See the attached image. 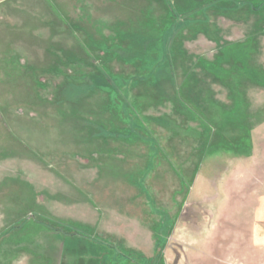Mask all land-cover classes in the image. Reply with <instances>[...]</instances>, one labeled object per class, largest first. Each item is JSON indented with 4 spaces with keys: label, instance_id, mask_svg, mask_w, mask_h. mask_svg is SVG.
Instances as JSON below:
<instances>
[{
    "label": "rangeland",
    "instance_id": "374dc122",
    "mask_svg": "<svg viewBox=\"0 0 264 264\" xmlns=\"http://www.w3.org/2000/svg\"><path fill=\"white\" fill-rule=\"evenodd\" d=\"M0 1V264H264V0H167L163 30L126 14L75 60L42 0ZM154 207L121 254L112 221Z\"/></svg>",
    "mask_w": 264,
    "mask_h": 264
},
{
    "label": "crops",
    "instance_id": "0c3cea01",
    "mask_svg": "<svg viewBox=\"0 0 264 264\" xmlns=\"http://www.w3.org/2000/svg\"><path fill=\"white\" fill-rule=\"evenodd\" d=\"M42 1L43 4H40V6H37L36 9L35 8L34 9L37 10V13L42 16V18L39 19H41L44 22V24L53 25V27H50L47 30L48 38L50 37L52 40V46L58 48L57 49L58 52H63L65 56L68 54L69 56H71L70 59L73 60H75L77 57V55L75 54L77 47H81L84 45L82 43V40L80 39L82 37L79 36L78 38L76 32H81V33L84 32L85 35L87 34L89 38L90 36L92 37L94 34H96V32L99 31V34H96L99 36L102 35L100 33L104 31L109 32L120 29V27H118L117 25L118 21L121 20L120 18H122L126 14L133 15L131 21L135 24L137 23L140 24L139 21L142 20V17L144 19V16L147 13L153 15L155 20L154 26L156 28H154L153 30L148 29L150 32L156 30H163L161 26L158 29V26L160 25L158 21L159 20L158 16L163 15V19L162 18L161 19L163 20L162 23L164 25L167 24L165 18H168L167 15L168 13L165 10L166 5L168 3L167 0H42ZM39 10H41L42 12L41 11H40L41 13L38 12ZM3 12H6L5 14H7L8 13L7 8ZM20 19L23 20L22 17ZM111 21L116 22V24L110 26L113 29H110L106 26L102 28V24ZM19 25L21 28V29L19 28L20 31L26 28L25 22L22 24L21 21ZM143 39L145 40L146 38L143 37ZM143 39H141V37L138 39L140 41L139 43L140 45H141V40ZM156 39H157L156 36H148V39L146 40L155 41ZM6 40L7 41L2 46H0L1 49H4V52H7V47L9 45V40L8 39ZM18 41H23V40H18ZM24 43L25 42L22 43V46L25 45ZM145 43H143V45ZM149 43H150L149 45L154 44V42L153 43L149 42ZM11 46L12 45H10V48ZM66 48H72L73 50L72 49L71 50L75 53L66 52L67 51ZM158 165L157 162L151 164V162L148 161L147 169H145L146 167H144V169L141 172H138V174H136V176L138 177L137 180H135L136 183L134 182V185L140 188L141 173H145L146 170L149 169L151 174L155 175V173H157L158 170L161 169V167H159ZM168 165H170V163H168ZM158 167L159 169L157 170ZM125 169L128 173V168ZM153 212L151 214V211L149 209V212L146 213L147 214L146 216L134 215L133 216L134 218L123 217V219L119 218V220L117 219V221H112L113 225L112 227L111 226L110 227L113 228L115 226L114 228H116L117 233L121 235L120 237L122 238L123 242H125V244L128 245V246H124L122 249H119L117 247L120 250L121 254H128L131 256L133 255V258L139 261L138 257L136 256L139 255L140 253V249H141L140 243L142 242V240H149L150 243L151 239H156L155 236L156 232L154 225L158 221L156 216L157 215L156 207H154ZM159 221L161 222V220ZM8 223L10 224V222L6 220L5 225H7ZM24 226L25 225H23L21 229H23ZM6 237L7 239H9L8 236ZM136 239H138L139 241L136 242ZM77 244L79 243L75 241L74 245L77 246ZM114 247L116 246L114 245ZM69 251L71 252V249ZM86 252L88 251L86 250ZM73 253H74L73 256H69V254H67L66 251H64V253L62 251L61 257L68 256L67 264H104L103 263L104 254H102V257L100 258L99 256L101 255L96 256V259L94 260L90 259L92 262L89 263L85 261L87 260V256L85 252L76 250ZM130 264H135V263H130Z\"/></svg>",
    "mask_w": 264,
    "mask_h": 264
}]
</instances>
